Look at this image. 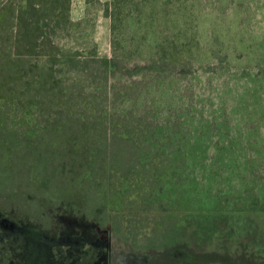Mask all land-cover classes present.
Returning <instances> with one entry per match:
<instances>
[{
  "label": "trees",
  "instance_id": "1",
  "mask_svg": "<svg viewBox=\"0 0 264 264\" xmlns=\"http://www.w3.org/2000/svg\"><path fill=\"white\" fill-rule=\"evenodd\" d=\"M71 1L16 0L13 47L19 53H33L39 39L49 37L50 33L70 23ZM172 1L103 2L104 15L110 21L111 56L95 58L86 53L69 62L89 77L103 82L106 87L103 86V97L100 93L94 99L92 92H81L78 86L64 89L72 108L67 112L74 115L78 111L85 127L94 130L93 134L85 131V135H95L97 144L104 143L103 167L108 189L116 195L112 202L117 203L112 213V231L122 241L128 240L138 247L141 233L134 229L142 219L148 223L143 227L144 237L155 242L156 214L149 213L148 207L163 212L162 219L168 217L169 213H164L168 209L204 205L207 200L220 207L229 199H246L249 201L246 205L264 210V61L255 62L246 52L249 58L238 62L237 56L234 59L223 51L212 52L209 61L191 58L183 40L188 37L192 4H188V0H177V6H173ZM189 1H196L198 9H206L209 5L217 7L221 0ZM227 1L235 3V0ZM5 17V13L0 12L3 21ZM181 41L183 47L179 44ZM10 63L7 60L1 66L9 68ZM103 103L107 108L105 120H96ZM9 129L15 128L7 122L0 124L3 155H11L10 138L17 134H11ZM73 142L78 147V141ZM41 143L45 144L44 140L37 145ZM77 147L74 149L78 150ZM33 148L26 144L22 147V154L12 160V172L5 167L6 162H0L1 197L21 203L29 191L17 188L12 181L25 178L41 182L48 176L46 194L56 203L62 196V191L54 184L57 176L68 167L83 165L84 161L90 164L97 156L80 148L79 161L71 156L57 163V156L45 147ZM13 171L18 173L15 175ZM127 199L143 204L145 210L123 212ZM178 211L172 212L175 230L171 233L175 239L167 236L170 243L177 239L185 241L176 252L178 264H198L199 252L195 250L206 246L200 247V244L210 243L220 236L229 240L235 235L230 228L217 229L218 226L213 225L217 223L214 215L207 238L204 231H200L203 238L197 244L185 226L183 228L185 220L188 225L185 213ZM205 214L198 213L191 225H200ZM162 231L165 233L166 228H160L159 248L164 243ZM6 245L8 248V243ZM88 246L83 259L86 262L97 258L100 252L99 247ZM225 261L231 263L230 257L226 256Z\"/></svg>",
  "mask_w": 264,
  "mask_h": 264
},
{
  "label": "rangeland",
  "instance_id": "2",
  "mask_svg": "<svg viewBox=\"0 0 264 264\" xmlns=\"http://www.w3.org/2000/svg\"><path fill=\"white\" fill-rule=\"evenodd\" d=\"M105 1L72 0L70 23L59 27L49 37L39 39L33 53L23 54L13 47L16 0H0V12L6 15L4 21L0 18V124L7 122L15 128L9 129L11 134L17 133L10 138L11 155H3L0 151V162H6L5 167L12 172V160L22 154L25 144L36 149L45 147L57 156V163L71 156L79 161L80 148L97 155L90 164L84 161L80 166L65 167L62 175L57 176L54 184L60 188L62 196L56 203L46 194L50 177H44L41 182L25 178L12 181L17 188L29 192L22 197L21 203L0 196V264H160L167 261L178 264L176 252L185 241L177 239L170 243L167 239V236L175 239L171 233L175 230L172 215L175 210L185 213L188 225L185 220L183 228L185 226L197 244L203 238L200 231H204L207 238L214 215L217 223L213 225H217V229L230 228L235 234L229 240L220 236L210 243L200 244V247L206 246L195 250L199 252L198 264H228L226 256L231 259L229 264H264V210L246 205L249 204L246 199H229L220 207L207 200L204 205L168 209L164 212L169 213L165 219L161 217L163 212L148 207L149 213L156 214L153 221L155 242L144 237L143 227L148 223L142 219L134 229L141 233L139 247L128 240L122 241L112 231V213L117 203L112 202L116 195L108 189L103 167L104 143L97 144L95 135H85L89 129L84 119L77 115L78 111L74 115L67 112L72 108L70 98L64 95L66 86H78L81 92L90 91L94 99L104 94L100 79L89 77L69 62L86 53L95 58L111 56L110 21L103 11ZM172 4L177 6V0ZM188 4H192L188 18L191 23H188V37L183 41L187 43L185 49L191 58L209 61L212 52L223 51L234 59L237 56L238 62L249 58L246 52L249 59L264 61V0H235V3L221 0L217 7L209 5L206 9H198L196 1L188 0ZM169 36L172 37L171 32ZM183 41L179 43L182 47ZM7 60L11 62L10 67L1 66ZM103 105L96 120H105L106 103ZM89 132L93 134L94 130ZM40 140L45 144L37 145ZM73 140L78 141V147ZM142 205L127 199L125 206L120 207L124 206L123 212L132 213L145 210ZM203 206L204 209H200ZM200 212L206 213L205 219L200 225L192 226L194 217ZM225 218L227 220H223ZM161 227L166 231H162L164 243L159 248ZM223 233L221 231V235ZM9 237L11 239L6 241ZM89 244L99 247L100 252L97 258L86 262L83 259ZM228 249L234 250L229 253Z\"/></svg>",
  "mask_w": 264,
  "mask_h": 264
}]
</instances>
